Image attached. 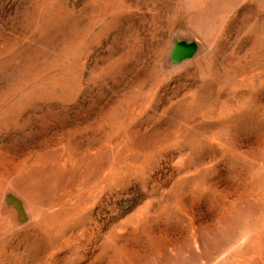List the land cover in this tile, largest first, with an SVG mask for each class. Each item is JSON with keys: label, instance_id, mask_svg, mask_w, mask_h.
I'll return each mask as SVG.
<instances>
[{"label": "rangeland", "instance_id": "obj_1", "mask_svg": "<svg viewBox=\"0 0 264 264\" xmlns=\"http://www.w3.org/2000/svg\"><path fill=\"white\" fill-rule=\"evenodd\" d=\"M0 264H264V0H0Z\"/></svg>", "mask_w": 264, "mask_h": 264}, {"label": "water", "instance_id": "obj_2", "mask_svg": "<svg viewBox=\"0 0 264 264\" xmlns=\"http://www.w3.org/2000/svg\"><path fill=\"white\" fill-rule=\"evenodd\" d=\"M175 44H178V43H175ZM182 44H184V41H182ZM186 44V43H185Z\"/></svg>", "mask_w": 264, "mask_h": 264}]
</instances>
